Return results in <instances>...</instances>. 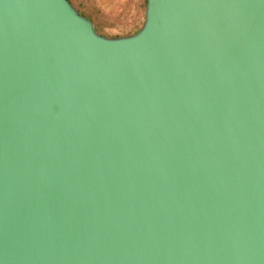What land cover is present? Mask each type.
Returning a JSON list of instances; mask_svg holds the SVG:
<instances>
[{"label": "water", "instance_id": "95a60500", "mask_svg": "<svg viewBox=\"0 0 264 264\" xmlns=\"http://www.w3.org/2000/svg\"><path fill=\"white\" fill-rule=\"evenodd\" d=\"M0 264H264V0H0Z\"/></svg>", "mask_w": 264, "mask_h": 264}, {"label": "trees", "instance_id": "16d2710c", "mask_svg": "<svg viewBox=\"0 0 264 264\" xmlns=\"http://www.w3.org/2000/svg\"><path fill=\"white\" fill-rule=\"evenodd\" d=\"M145 6L146 0H123L122 4L118 5L117 7L118 9H120V12L119 14H117L118 18L115 22V25H126L128 27L127 30L121 31L116 34H107L99 29V24L103 22V20L101 19V10L96 9L88 1H84L83 4L79 6L78 12L83 16L84 14H86L89 18H92L94 21L96 20L94 16L99 17L100 23L98 24V22H96V26L102 32V35L118 37L122 35H131L140 29L143 23Z\"/></svg>", "mask_w": 264, "mask_h": 264}, {"label": "rangeland", "instance_id": "374dc122", "mask_svg": "<svg viewBox=\"0 0 264 264\" xmlns=\"http://www.w3.org/2000/svg\"><path fill=\"white\" fill-rule=\"evenodd\" d=\"M90 1V0H89ZM97 1V0H95ZM103 4L102 6H99V4L94 3L95 8L98 10H101V19L103 20L102 23H100V18L97 16L95 17V22H98L99 29L103 32H106L107 34H116L121 31L127 30L126 25H115V22L118 18L120 9H118V5L122 4L123 0H98ZM144 20V16H143ZM117 26V27H115ZM110 37V36H109Z\"/></svg>", "mask_w": 264, "mask_h": 264}, {"label": "crops", "instance_id": "0c3cea01", "mask_svg": "<svg viewBox=\"0 0 264 264\" xmlns=\"http://www.w3.org/2000/svg\"><path fill=\"white\" fill-rule=\"evenodd\" d=\"M70 2H71V4L78 10L79 9V6H81V4H83V2L84 1H88L89 3H91V5L92 6H94L95 7V5H94V3H96V4H99V6H102L103 4H100L101 2L100 1H95V0H69ZM84 16L85 17H87L88 19H90L93 23H94V25H95V28H96V30H97V32L98 33H100V34H102V32L98 29V27L96 26V22L92 19V18H89L86 14H84ZM104 33H106V32H104ZM122 36H124V35H122Z\"/></svg>", "mask_w": 264, "mask_h": 264}]
</instances>
